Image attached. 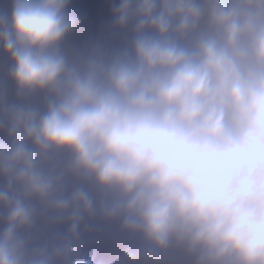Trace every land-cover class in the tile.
Returning <instances> with one entry per match:
<instances>
[{
	"label": "clouds",
	"instance_id": "obj_1",
	"mask_svg": "<svg viewBox=\"0 0 264 264\" xmlns=\"http://www.w3.org/2000/svg\"><path fill=\"white\" fill-rule=\"evenodd\" d=\"M69 7L0 14V264H264V0H113L126 39L64 51Z\"/></svg>",
	"mask_w": 264,
	"mask_h": 264
},
{
	"label": "rangeland",
	"instance_id": "obj_2",
	"mask_svg": "<svg viewBox=\"0 0 264 264\" xmlns=\"http://www.w3.org/2000/svg\"><path fill=\"white\" fill-rule=\"evenodd\" d=\"M92 3V0H70L69 13L74 15L80 21L79 29L70 35L64 42L63 50L64 51H72L83 48L90 42H94L99 39L100 36H104L103 29L100 25H96V23H100L101 19L99 15H97L96 11L98 7L92 3V9H88V4ZM112 3L113 0H107V10H110V14L112 13ZM101 13L100 11L98 12ZM0 14H7L10 18L11 16V0H0ZM3 50V48H2ZM10 69L12 65L9 66ZM3 70V61H0V72ZM9 81H2L0 79V88H6L9 99H15V86ZM37 106H43V98L36 99L34 101ZM63 156V155H62ZM93 224H91L92 226ZM65 226H58L56 231L63 233L65 231ZM3 228V223L0 222V230ZM38 231H44L43 228L38 229ZM41 234H47L45 231ZM92 237L91 227L89 228L86 237L83 240V244L85 250L88 252H92V246L90 245V239ZM97 253V252H96ZM98 254V253H97ZM166 264H187L186 258L178 251H173L170 253L166 260Z\"/></svg>",
	"mask_w": 264,
	"mask_h": 264
},
{
	"label": "trees",
	"instance_id": "obj_3",
	"mask_svg": "<svg viewBox=\"0 0 264 264\" xmlns=\"http://www.w3.org/2000/svg\"><path fill=\"white\" fill-rule=\"evenodd\" d=\"M108 35L109 38H111L113 46H119L126 39L125 36L119 34L112 36L110 31ZM62 155L63 156H61V159L65 160L66 153ZM96 222L98 225H94L93 227H91L93 234L91 238V243L93 249L98 253V257L102 259H107V258H103V256L109 254L110 252H112L113 254H116L117 252L118 243L121 239L119 234V229L118 226L115 224L106 226V225H101L99 221ZM89 228H90V224L88 225L87 230L84 233V236H86ZM64 229L66 231V226ZM42 232L44 231H41V233Z\"/></svg>",
	"mask_w": 264,
	"mask_h": 264
},
{
	"label": "bare ground",
	"instance_id": "obj_4",
	"mask_svg": "<svg viewBox=\"0 0 264 264\" xmlns=\"http://www.w3.org/2000/svg\"><path fill=\"white\" fill-rule=\"evenodd\" d=\"M0 51H2V46H0Z\"/></svg>",
	"mask_w": 264,
	"mask_h": 264
}]
</instances>
